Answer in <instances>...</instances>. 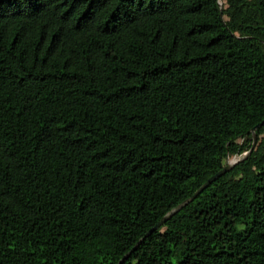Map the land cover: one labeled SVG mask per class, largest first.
Segmentation results:
<instances>
[{"label": "trees", "instance_id": "trees-1", "mask_svg": "<svg viewBox=\"0 0 264 264\" xmlns=\"http://www.w3.org/2000/svg\"><path fill=\"white\" fill-rule=\"evenodd\" d=\"M218 1L0 0V264H264V125L141 240L264 120V0Z\"/></svg>", "mask_w": 264, "mask_h": 264}, {"label": "water", "instance_id": "water-1", "mask_svg": "<svg viewBox=\"0 0 264 264\" xmlns=\"http://www.w3.org/2000/svg\"><path fill=\"white\" fill-rule=\"evenodd\" d=\"M219 5H222L220 0L218 1ZM264 125V120H262L259 124H257L256 126H254L251 129V134H252V147L248 152L243 153L242 157L239 159H243L244 157H246V155L252 150V148L254 147L255 143H256V130ZM238 160V161H239ZM234 163H228L225 165V167L221 170H219L218 172H216L215 174L211 175L190 197H188L186 200H184L183 202H181L179 205H177L174 209H172L168 214H166L165 216H163L156 224L155 226H153L146 234L145 236L141 239L143 240L146 236H148L150 233H152L154 230L158 229L159 227H161L170 217H172L174 214H176L179 210H181L185 205H187L189 202L193 201L205 188H207L211 183H213L215 180H217L219 177H221L223 174H225L228 170L231 169L232 165L235 164ZM140 240V241H141ZM127 255L124 256L127 257ZM123 258V259H124ZM123 259L119 262L121 263L123 261Z\"/></svg>", "mask_w": 264, "mask_h": 264}, {"label": "rangeland", "instance_id": "rangeland-1", "mask_svg": "<svg viewBox=\"0 0 264 264\" xmlns=\"http://www.w3.org/2000/svg\"><path fill=\"white\" fill-rule=\"evenodd\" d=\"M221 4L225 3V0H220ZM250 150V149H249ZM249 150L245 151V152H248ZM243 152V153H245ZM242 154H235V155H231L227 158V162L228 163H234V162H237L241 157H242ZM0 215L3 216V215H6L5 212H0Z\"/></svg>", "mask_w": 264, "mask_h": 264}]
</instances>
